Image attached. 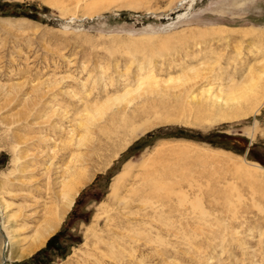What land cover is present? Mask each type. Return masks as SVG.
I'll use <instances>...</instances> for the list:
<instances>
[{
	"label": "rangeland",
	"instance_id": "1",
	"mask_svg": "<svg viewBox=\"0 0 264 264\" xmlns=\"http://www.w3.org/2000/svg\"><path fill=\"white\" fill-rule=\"evenodd\" d=\"M148 75L159 87L110 122L124 105L108 103ZM231 77L248 80L231 108L192 98ZM262 79L264 0H0V187L9 214L23 206L22 246L72 160L92 179L51 264H264ZM89 105L105 113L69 142ZM48 241L4 264H35Z\"/></svg>",
	"mask_w": 264,
	"mask_h": 264
},
{
	"label": "bare ground",
	"instance_id": "2",
	"mask_svg": "<svg viewBox=\"0 0 264 264\" xmlns=\"http://www.w3.org/2000/svg\"><path fill=\"white\" fill-rule=\"evenodd\" d=\"M238 54H240V51H238ZM190 71H193L194 73L192 76H187L186 78H184L183 76H179L177 78L178 81L182 79H185L184 81H187L188 83L187 93L188 92L190 93L191 90L193 89V85H195L196 81H192V80H194L195 77L197 78V73H198L197 69L194 67L190 68ZM247 77L249 78L250 76L248 75ZM247 77H244L241 81H237V82L232 81V77L230 79L228 78L231 81V84H229L227 87L222 86L221 88L218 89L217 92H212L211 87L209 88L206 87L201 90L200 94L194 95L193 93H191V95H193L192 98L200 95V96L205 97L206 103L209 106H218L215 108H219V109L220 108H231V106L234 104V101L235 100L238 101L239 98L237 96L243 95L245 93V91L243 90L242 82H247L248 81ZM256 81H258V79ZM164 82L168 83L169 81L164 80ZM158 84H159V81L158 82L153 81L151 76L148 75L144 78V81L139 82L134 89H128L125 92L121 93L119 96L114 97L113 98L114 102L111 103L112 101H110L111 104L108 103L109 98H110V96H108L105 100L108 101L107 103L110 106H106V107H109V108L111 107L110 109H112V111H113L115 104L118 105L123 102V105L125 106V107L122 106L123 108L121 107V108L114 110L113 113L111 114L109 121L112 123H115L118 121L119 118L126 120L127 117H129L127 116L128 114L127 107L132 106L133 102L135 101L137 97H141L142 95L141 93L143 89L145 88L144 87L142 89V86L148 85L147 89H151L154 86V89H155L159 87ZM257 87L258 89H256L255 91L256 93H254L255 95L251 96V98L253 97L254 100L261 101L259 99L264 98V79L260 81ZM104 92L107 94L108 92L107 88L104 89ZM135 94H137L136 97L134 96ZM87 104H88V101H87ZM246 112H249V110H247ZM102 113H105V112L103 111L101 112L100 109L98 107H94V105H89L87 108H85L82 114L85 115V121H87V123L83 125L84 126L83 134H80V135L75 134L73 131L69 136L70 138L69 142H72V143L76 142L78 145H81L83 144V140H85V143H86V138H88V141H89L88 134H86L87 132L86 130L90 129L88 127V124H96L95 120L98 118L99 115L101 116ZM244 113L245 112L237 113V114L228 113L223 118L232 119L233 117H236V116L245 115ZM68 146H71V145H68ZM53 151H55V146H54ZM65 173L67 175H65ZM91 176L92 175L87 173L86 168L81 169V166L78 168L74 167L72 160L66 164L65 170H64V177L61 181H59L60 189L59 191H57L58 201L55 202L54 205H51V206L48 204V201H47V204H44V210L42 211L43 220H41L40 223L35 227L34 233L29 238L30 241L27 247L22 246L23 245L21 243L22 240L19 238V230L23 229L25 225H22L20 228H15L13 226V223H15L14 218L19 216V213L22 210L23 206L19 207L18 210L14 212L13 214H9L8 212H10L9 208L11 204L8 203V201L5 199V196L1 193V190L3 188L0 187V213L3 215V218H4V221L2 222V224L0 223L1 229H2V231L0 230V264H4L5 262L4 260H9V259L20 260L24 257L31 256L37 250L45 246L49 238L59 230L60 226L65 220V217L67 216L69 211L74 206L76 198L79 196L81 189L92 179ZM122 176L123 175L121 174L117 177V181H116L117 185L120 183ZM117 189H118L117 186L113 185V190L115 193ZM52 197L53 196L49 195V198H52ZM3 231H4V234H3Z\"/></svg>",
	"mask_w": 264,
	"mask_h": 264
},
{
	"label": "trees",
	"instance_id": "3",
	"mask_svg": "<svg viewBox=\"0 0 264 264\" xmlns=\"http://www.w3.org/2000/svg\"><path fill=\"white\" fill-rule=\"evenodd\" d=\"M65 232L62 230L51 237L47 243V246L39 251L32 260L35 264H51V257L54 252H63L66 248V243L62 239L65 236Z\"/></svg>",
	"mask_w": 264,
	"mask_h": 264
}]
</instances>
